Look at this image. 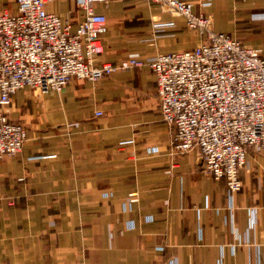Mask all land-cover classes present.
Returning a JSON list of instances; mask_svg holds the SVG:
<instances>
[{
    "label": "crops",
    "instance_id": "1",
    "mask_svg": "<svg viewBox=\"0 0 264 264\" xmlns=\"http://www.w3.org/2000/svg\"><path fill=\"white\" fill-rule=\"evenodd\" d=\"M182 1L264 58V0ZM4 9L16 5L0 0ZM48 10L74 31L83 21L71 0ZM97 13L108 19L100 63L146 61L207 39L152 0ZM8 111L27 141L0 160V264H264V157L248 152L243 188L231 196L197 149H173L149 66L72 81L62 94L27 88Z\"/></svg>",
    "mask_w": 264,
    "mask_h": 264
},
{
    "label": "built area",
    "instance_id": "2",
    "mask_svg": "<svg viewBox=\"0 0 264 264\" xmlns=\"http://www.w3.org/2000/svg\"><path fill=\"white\" fill-rule=\"evenodd\" d=\"M6 1L16 5V12L0 11V160L20 154L27 141V128L8 111L19 91L62 94L72 81L96 82L149 66L164 121L174 129L173 149L181 154L197 149L203 170L216 181L225 179L231 196L242 190L240 170L248 152L264 157V58L259 51L216 32L213 19L195 14L189 2L152 0L184 17L206 41L192 50L146 61L129 58L114 66L98 60L108 19L97 7L123 0H71L83 11L75 31L71 20L48 10L64 0ZM170 25L157 22L154 27ZM136 197L131 194V202Z\"/></svg>",
    "mask_w": 264,
    "mask_h": 264
}]
</instances>
